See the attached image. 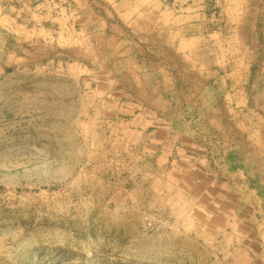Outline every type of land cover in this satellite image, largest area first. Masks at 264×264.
I'll list each match as a JSON object with an SVG mask.
<instances>
[{
    "label": "rangeland",
    "instance_id": "obj_1",
    "mask_svg": "<svg viewBox=\"0 0 264 264\" xmlns=\"http://www.w3.org/2000/svg\"><path fill=\"white\" fill-rule=\"evenodd\" d=\"M153 1L2 0L0 264H264V0Z\"/></svg>",
    "mask_w": 264,
    "mask_h": 264
},
{
    "label": "crops",
    "instance_id": "obj_2",
    "mask_svg": "<svg viewBox=\"0 0 264 264\" xmlns=\"http://www.w3.org/2000/svg\"><path fill=\"white\" fill-rule=\"evenodd\" d=\"M18 1L23 2V5L25 6L26 4H39L42 6V4L47 3L48 0H9V4L13 3L15 6ZM65 0H55V3H63ZM75 4L78 6H81V9L86 11L87 13H92V9L89 7L90 4L93 3L95 0H73ZM156 2V0H154ZM153 1V2H154ZM161 0H157V3L160 4ZM0 16H2L3 13L6 11V6L3 7L2 0H0ZM97 2H103L107 5H111L113 7V10L115 14L117 15L116 18L118 20H134L136 18L139 19L140 14L138 12H135V0H97ZM19 4V3H18ZM39 8V7H38ZM29 10H32L31 7H28ZM16 8H13V11H15ZM138 14L136 17L135 15ZM143 17V16H142ZM145 20V18H143ZM206 155V153H204ZM259 180V179H258ZM256 181V180H255ZM258 183V182H256ZM258 191L256 192V196L259 199V202L262 203L261 209L264 210V181L263 183H260V186L257 188ZM255 196V197H256ZM263 196V197H262Z\"/></svg>",
    "mask_w": 264,
    "mask_h": 264
}]
</instances>
